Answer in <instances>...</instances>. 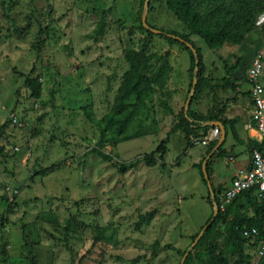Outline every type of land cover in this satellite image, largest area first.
Masks as SVG:
<instances>
[{"label": "rangeland", "instance_id": "rangeland-1", "mask_svg": "<svg viewBox=\"0 0 264 264\" xmlns=\"http://www.w3.org/2000/svg\"><path fill=\"white\" fill-rule=\"evenodd\" d=\"M144 2L0 0V264H180L184 252L183 264H215L218 254L234 262L230 226L255 215L243 197L223 205L221 193L224 220L191 247L213 214L201 166L212 153L206 167L220 194L256 145L246 143L248 155L225 140L215 149L221 133L205 145L209 130L178 125L182 112L203 126L225 121V135L241 124L264 0H193L227 31L216 50L166 0H148V27L186 36L198 51L187 109L195 67L181 46L144 29ZM144 43L139 60L132 53ZM133 72L157 77L141 102L121 97ZM119 100V124L105 123Z\"/></svg>", "mask_w": 264, "mask_h": 264}, {"label": "trees", "instance_id": "trees-1", "mask_svg": "<svg viewBox=\"0 0 264 264\" xmlns=\"http://www.w3.org/2000/svg\"><path fill=\"white\" fill-rule=\"evenodd\" d=\"M166 5L169 11L186 27V29L190 33L197 35L210 49H214V50L219 49L228 41L227 31L225 27L218 28L209 25L207 21L204 18H202L201 15H199L193 0H166ZM144 29L148 32L149 35L155 34L150 29H146L145 27ZM156 35L170 44H176L178 46H181L189 54L190 61L191 63H193V66L195 67V58L192 50L194 48L192 47L190 41L186 36L179 35L174 32H164V31H159ZM146 50H147V44L144 43L141 47V51L137 54L132 53V56H137V59L142 60L144 57V52ZM196 55H197L198 70H199L201 68L202 63L198 55V51H196ZM164 65H166V63H164ZM156 80H157L156 76L147 77L145 74H139L133 72L132 75L126 77L125 88L121 97L134 96L136 102H141L147 90L150 89L151 85L154 82H156ZM198 80L199 79L197 78L196 88L198 87V83H199ZM39 87L40 86L38 85L34 87L32 86L31 88L35 97L39 96V90H40ZM120 105L121 102L119 100L113 112L105 119V123L119 124L118 122H115V120L117 119V116L119 114L118 107ZM179 120L180 121L178 127L183 131H192L197 129L202 132H206V131L208 132V130L212 128L209 125L203 126V124L207 123V121L204 118L195 117L191 113L186 114L182 112L180 114ZM214 122L221 123L225 131L227 126V123L225 121L216 120ZM121 126H124V123H122ZM261 148H262V144L255 146L254 149H261ZM98 155H100V158H102L103 160L106 161L110 160L109 157L101 155L100 153H98ZM217 155H221V154H217ZM119 167L121 171H126L127 169L124 164L120 165ZM207 168L209 167H206V172L209 178V173ZM202 180L206 185V182L203 178V174H202ZM212 191L213 193H215L214 197L218 205L219 197L221 193H223L224 188L221 190L220 194H216L215 188L213 187H212ZM240 197H243L245 201L249 203L255 215L252 218L243 219L244 223L241 225L232 224L230 226L231 230L233 231L238 230V232L232 233L230 240L226 242L225 253L226 255L229 256H235V260L232 264H251L252 260L250 259L249 255H247V253L245 252L244 243L248 242V246L253 247V250H255V247L258 244V242L264 239V205L256 195V188H251L249 190L241 192L232 201H237ZM222 220H224V217L223 216L218 217L217 215L213 220V222L210 224V226L206 229L205 234L212 233V231L218 226V224ZM252 228L257 230L258 235L253 239L243 238L242 230L252 229ZM184 254L185 252L183 253V256ZM211 260L215 264H230L226 258H224L219 254L212 255ZM258 264H264V258L261 261H259Z\"/></svg>", "mask_w": 264, "mask_h": 264}, {"label": "built area", "instance_id": "built-area-1", "mask_svg": "<svg viewBox=\"0 0 264 264\" xmlns=\"http://www.w3.org/2000/svg\"><path fill=\"white\" fill-rule=\"evenodd\" d=\"M263 61L264 42L257 51L256 57L252 60L248 70L252 110L250 121L247 126L258 133L262 148L252 151L250 169L244 173L238 172L231 180L230 185L224 189L221 196V203H223V205L230 203L241 192L251 188H256V195L264 205V88L259 82V77L263 70ZM219 134L220 129L218 127H212L209 130L204 144H208L209 141L212 142ZM257 235V230L254 228L242 230L243 238L253 239ZM253 255L255 259L251 264H258V262L264 258V239L258 242Z\"/></svg>", "mask_w": 264, "mask_h": 264}, {"label": "crops", "instance_id": "crops-1", "mask_svg": "<svg viewBox=\"0 0 264 264\" xmlns=\"http://www.w3.org/2000/svg\"><path fill=\"white\" fill-rule=\"evenodd\" d=\"M241 69L244 70V67H241ZM248 69H249V66H248ZM246 70H244V72H246ZM247 74H248V70H247ZM261 74L263 75L264 73H261ZM261 85L264 88V84H261ZM247 94L248 95H247L246 99H247L248 106H247V111H246L245 117L242 116L244 118H243L241 124L240 123L236 124L235 125V129L229 130L227 135H225V139H224L225 143L226 142L228 143V147H230L231 150H233L232 149L233 146L238 144L239 150H241L242 154L243 153L247 154V152H246V150H247L246 143L251 142L252 145H256V146L262 144L260 139H259L258 133L254 129L248 128V126H247L249 124V121H250L251 110H252L250 85H249V89L247 90ZM220 133H221V130H220ZM224 133H225V131H224ZM227 139H228V141H227ZM253 148H255V146ZM250 162H251V154H250L249 157H247L245 162H243V163H241L239 165V167H236V166H234L235 168L233 167L232 176H234L235 173L238 174V172H243L244 173L245 171H248L249 168H250V164H251Z\"/></svg>", "mask_w": 264, "mask_h": 264}, {"label": "water", "instance_id": "water-1", "mask_svg": "<svg viewBox=\"0 0 264 264\" xmlns=\"http://www.w3.org/2000/svg\"><path fill=\"white\" fill-rule=\"evenodd\" d=\"M147 8H148V0H145V2H144V15L142 17V25L146 29H150L153 33L157 34L159 31L149 28L148 25L146 24ZM192 50H193V54H194V58H195V73H194L193 80H192L191 91H190L189 97H188V99L186 101V106H185L186 109H187V107L189 106V104L191 102L192 96L194 95L195 88H196V83H197L196 73H197V70H198V61H197V56H196L195 50L194 49H192ZM211 127H218L221 130V137H220V139H219V141H218V143H217V145L215 147V149H218V147L223 144L224 139H225L224 129H223V126L221 125V123H219V122L211 123ZM211 154L208 155L207 158L202 162L201 172L203 174V178H204V180L206 182V186H207V189L209 191V195H210V199H211V203H212V207H213V214H212V217H211L209 223L206 226H204V228L199 232L198 236L196 237V239H195V241H194V243L192 244L191 247H193L198 242L199 238L203 235V233L208 228V226L213 222V220L215 219V217L217 216V213H218V205L215 202L214 193L212 192V187H211V184H210L207 172H206V163H207L208 158L211 156ZM187 254L188 253L184 254L180 264H183L185 258L187 257Z\"/></svg>", "mask_w": 264, "mask_h": 264}]
</instances>
